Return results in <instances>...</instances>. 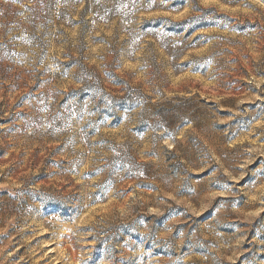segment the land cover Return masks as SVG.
I'll return each instance as SVG.
<instances>
[{"label":"rangeland","instance_id":"obj_1","mask_svg":"<svg viewBox=\"0 0 264 264\" xmlns=\"http://www.w3.org/2000/svg\"><path fill=\"white\" fill-rule=\"evenodd\" d=\"M0 264H264V0H0Z\"/></svg>","mask_w":264,"mask_h":264}]
</instances>
